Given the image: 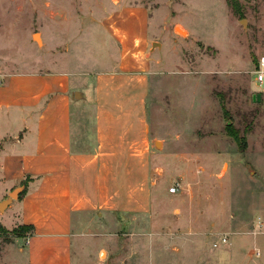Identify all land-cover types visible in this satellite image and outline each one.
Masks as SVG:
<instances>
[{
    "label": "rangeland",
    "instance_id": "374dc122",
    "mask_svg": "<svg viewBox=\"0 0 264 264\" xmlns=\"http://www.w3.org/2000/svg\"><path fill=\"white\" fill-rule=\"evenodd\" d=\"M234 1L0 0L3 79L53 69L57 53L111 54L117 6L152 18L151 199L77 221L72 264H264V0ZM81 112L85 139L93 110ZM26 234L2 228L0 256Z\"/></svg>",
    "mask_w": 264,
    "mask_h": 264
},
{
    "label": "crops",
    "instance_id": "0c3cea01",
    "mask_svg": "<svg viewBox=\"0 0 264 264\" xmlns=\"http://www.w3.org/2000/svg\"><path fill=\"white\" fill-rule=\"evenodd\" d=\"M151 19L146 8L122 4L111 54L57 53L53 69L0 78V226L33 228L2 247L0 264H72L77 221L147 210ZM84 108L93 110L92 129L80 139Z\"/></svg>",
    "mask_w": 264,
    "mask_h": 264
},
{
    "label": "built area",
    "instance_id": "2783aa9c",
    "mask_svg": "<svg viewBox=\"0 0 264 264\" xmlns=\"http://www.w3.org/2000/svg\"><path fill=\"white\" fill-rule=\"evenodd\" d=\"M255 77H254V83L260 89V93L264 92V89L262 90L261 87L264 84V55H258L256 61H255ZM179 191L178 186H173L170 188L171 194H176Z\"/></svg>",
    "mask_w": 264,
    "mask_h": 264
},
{
    "label": "trees",
    "instance_id": "16d2710c",
    "mask_svg": "<svg viewBox=\"0 0 264 264\" xmlns=\"http://www.w3.org/2000/svg\"><path fill=\"white\" fill-rule=\"evenodd\" d=\"M229 3H230V5H232V6H235V3H236V1H234V0H229ZM233 137L237 140L238 138H237V136H235V135H233ZM24 185H26V183H24ZM25 194V192H23L22 194H21V196L22 195H24ZM1 229H2V227L0 226V231H1ZM17 229H21L22 230V233H25V232H27V233H32L31 231H32V227H28V226H22V227H19V228H17Z\"/></svg>",
    "mask_w": 264,
    "mask_h": 264
},
{
    "label": "water",
    "instance_id": "95a60500",
    "mask_svg": "<svg viewBox=\"0 0 264 264\" xmlns=\"http://www.w3.org/2000/svg\"><path fill=\"white\" fill-rule=\"evenodd\" d=\"M243 24L245 25V21H243ZM156 45V43L153 45V46H155ZM257 95H260V94H257ZM156 146H160V143H156ZM22 191V189L21 188H19V189H16L10 196H11V198L12 199H14V200H16V199H18V196H19V194H20V192ZM4 205V204H3Z\"/></svg>",
    "mask_w": 264,
    "mask_h": 264
}]
</instances>
